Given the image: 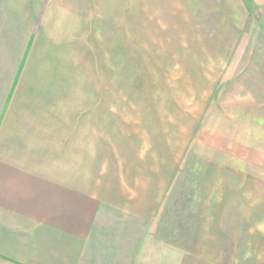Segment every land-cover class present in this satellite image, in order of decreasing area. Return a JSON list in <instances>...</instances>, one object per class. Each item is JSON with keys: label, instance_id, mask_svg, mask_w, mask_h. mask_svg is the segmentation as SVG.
<instances>
[{"label": "crops", "instance_id": "obj_1", "mask_svg": "<svg viewBox=\"0 0 264 264\" xmlns=\"http://www.w3.org/2000/svg\"><path fill=\"white\" fill-rule=\"evenodd\" d=\"M118 4L0 0V264L230 260L213 249L238 226L182 222L175 196L103 173L117 95L102 36Z\"/></svg>", "mask_w": 264, "mask_h": 264}, {"label": "rangeland", "instance_id": "obj_2", "mask_svg": "<svg viewBox=\"0 0 264 264\" xmlns=\"http://www.w3.org/2000/svg\"><path fill=\"white\" fill-rule=\"evenodd\" d=\"M120 1L103 173L175 196L182 222L238 226L206 264H264V0Z\"/></svg>", "mask_w": 264, "mask_h": 264}]
</instances>
